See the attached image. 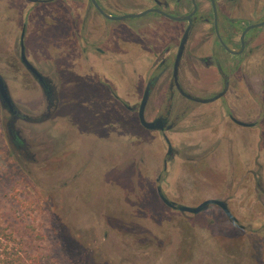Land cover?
<instances>
[{
  "label": "flooded vegetation",
  "instance_id": "af4514ba",
  "mask_svg": "<svg viewBox=\"0 0 264 264\" xmlns=\"http://www.w3.org/2000/svg\"><path fill=\"white\" fill-rule=\"evenodd\" d=\"M134 14L140 16H129ZM63 41L74 67H92L88 82L96 88L91 92L98 90L101 102L111 97L112 106H77L59 61L48 58L52 53L55 60ZM113 62L125 69L117 80L107 68ZM0 75L13 103L10 108L0 98L9 113L5 126L15 152L24 149L29 159L38 160L28 141H36L38 132H26L24 124H47L50 130L57 121L89 126L98 131L97 141L111 143L128 142V126L139 125L166 143L163 167L167 138L172 144L167 170L162 167L151 188L173 218L198 221L202 213L220 210L225 217L219 221L235 231L239 257L256 247L250 234L264 235V230L248 231L256 219L238 217L233 196L194 203L191 196H172L166 189L173 183L171 167L180 161L197 164L221 157L228 163L227 176L249 180V191L264 205V0H0ZM20 80L32 82L41 94L37 103H27L28 109L12 92L10 82ZM141 112L155 123L153 129L142 124ZM47 132L41 136L48 147L57 137L64 139ZM160 188L176 205L220 199L237 221L219 204L196 213L171 207ZM208 219L200 223L209 225Z\"/></svg>",
  "mask_w": 264,
  "mask_h": 264
},
{
  "label": "rangeland",
  "instance_id": "374dc122",
  "mask_svg": "<svg viewBox=\"0 0 264 264\" xmlns=\"http://www.w3.org/2000/svg\"><path fill=\"white\" fill-rule=\"evenodd\" d=\"M64 45L63 41L55 60L52 53L48 58L59 61L60 72L79 100L77 106H112L111 97L101 102L98 90L91 92L96 88L90 89L88 82L92 67H74ZM107 68L115 80L125 71L114 62ZM124 80L129 85L130 79ZM23 81L10 84L14 97L28 109L27 103H37L41 94L31 88L32 82ZM8 116L0 102V224L15 238L11 245L27 250L35 264H264L263 234H250L256 247L239 257L235 231L219 221L225 217L220 210L202 213L198 221L182 216L176 220L156 200L152 188L167 145L153 132L130 124L128 142L111 143L97 141L98 131L89 126L74 128L57 121L50 130L47 124H24L26 132L33 129L39 135L36 141L28 140L38 158L32 161L24 149L13 150L5 126ZM43 129L64 139L57 137L48 147ZM227 164L221 157L197 164L180 161L171 167L173 183L166 189L172 196H191L194 203L233 196L238 217L256 219L248 231L261 232L264 205L249 191V180L227 176ZM201 218H209V225L200 223Z\"/></svg>",
  "mask_w": 264,
  "mask_h": 264
},
{
  "label": "water",
  "instance_id": "95a60500",
  "mask_svg": "<svg viewBox=\"0 0 264 264\" xmlns=\"http://www.w3.org/2000/svg\"><path fill=\"white\" fill-rule=\"evenodd\" d=\"M129 16H140V14H134V15H129ZM120 18H124V17H120ZM28 67L37 75L39 76V72L31 65L28 64ZM0 98L2 103H5L7 105H9V107L11 108L13 103H12V98L11 95L8 91L7 85L4 81V79L1 77L0 75ZM140 117H141V122L142 124L150 129H153L155 127V123L154 122H147L144 117H143V113H140ZM168 144H169V150L167 153V156L165 158V164H167L168 158L171 155L172 152V144L170 143V140L167 138ZM165 170H167V167L165 165ZM160 195L162 197V199L171 207L177 208L179 210H183V211H190V212H199L200 210H202L204 207H206L209 204H219L221 205L224 210L226 211L228 217L230 219H232L233 221H237V218L231 213V211L229 210V208L226 206V204L220 200V199H208L204 202H202L200 205L195 206V207H191V206H186V205H176L175 202L171 201L170 199H168L165 194L163 193L162 189H159Z\"/></svg>",
  "mask_w": 264,
  "mask_h": 264
},
{
  "label": "trees",
  "instance_id": "16d2710c",
  "mask_svg": "<svg viewBox=\"0 0 264 264\" xmlns=\"http://www.w3.org/2000/svg\"><path fill=\"white\" fill-rule=\"evenodd\" d=\"M11 242H15L12 233L0 224V264H35V258L27 250L17 249Z\"/></svg>",
  "mask_w": 264,
  "mask_h": 264
}]
</instances>
